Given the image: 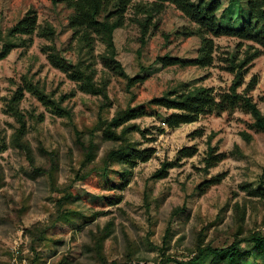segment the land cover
Returning a JSON list of instances; mask_svg holds the SVG:
<instances>
[{"label":"rangeland","instance_id":"obj_1","mask_svg":"<svg viewBox=\"0 0 264 264\" xmlns=\"http://www.w3.org/2000/svg\"><path fill=\"white\" fill-rule=\"evenodd\" d=\"M240 1L246 6V0ZM30 9L36 10L41 26L50 23L56 28L54 42L70 63L90 64L96 69V80L107 82L112 105L102 112L98 123L103 97L82 91L78 82L51 64L42 47L52 41L38 31L31 42L17 45L0 60V264H121L128 258L140 264H159L165 256L179 260L193 256L201 231L205 244L214 246H226L253 231L264 233V199L243 187L246 182L250 187H264V133L241 108L205 113L173 128L164 124L171 110L149 106L148 115L132 121L147 129V135L135 131L129 136L138 147L155 146V155L138 163L129 174L117 160L105 170L99 169L107 150L117 145L103 135L105 123L117 109L147 104L183 82L213 86L216 93L222 92L235 77L228 69L229 60L238 62L258 50L260 54L246 65L249 71L240 89L256 76L250 94L264 109V48L232 35H208L215 43L212 65L164 66L156 61L158 56L189 59L198 55L201 36L184 33L196 31L197 24L175 4L166 3L162 11L153 14L157 27L152 25L144 36L140 21L148 15L136 13L132 3L125 25L114 34L117 56L131 77L145 79L128 87L127 78L104 66L103 40L97 39L90 51L73 39L69 24L73 10L65 0H0V34ZM2 43L0 37V47ZM27 80L40 84L56 99L66 94L62 103L72 112V117L52 113L36 95L25 91L19 108L26 121L24 138L34 149L36 165L13 143L20 122L7 110L13 94ZM161 127L165 128L162 133ZM76 128L83 131L86 143L92 140L97 146L93 159L86 158ZM210 139L219 152L228 155L207 168ZM192 144L198 146L197 154L184 158L167 177H153L164 160L176 159L180 148ZM44 148L55 153L54 162ZM54 163L57 170L52 178L49 168ZM85 172L89 174L80 179ZM219 173H223L220 182L201 186ZM118 198L121 201L111 203ZM176 207L182 210L173 215ZM71 209L75 217L55 219L61 211ZM42 233L45 237L38 239ZM241 248L248 250L251 244L245 242Z\"/></svg>","mask_w":264,"mask_h":264},{"label":"trees","instance_id":"obj_2","mask_svg":"<svg viewBox=\"0 0 264 264\" xmlns=\"http://www.w3.org/2000/svg\"><path fill=\"white\" fill-rule=\"evenodd\" d=\"M135 0H65L68 7L73 12L69 18L70 27L73 30V39H77L82 46H86L91 51L94 49V44L97 39L105 42V52L102 54V62L109 71L116 75L123 76L128 80V87H131L145 79V76H130L122 62L118 58L117 46L115 43V31L118 27L125 25V14L133 3L135 12L147 13V18L140 21L143 27L144 36L151 30L153 24V14L162 11L166 3L175 4L185 15L197 24V30H191L184 33L199 34L202 38V45L199 53L194 58L184 59L179 56L165 54L158 56L156 61L164 66L180 65H198L206 67L214 62L215 43L211 36L232 35L244 39L254 41L259 46L264 48V0H246V6L240 0H147L146 5L134 3ZM236 11V12H235ZM235 12V13H234ZM38 33L48 38L52 43L44 44L43 52L48 56L51 64L62 71L68 77L79 83V88L82 91L100 95L103 97V103L100 106V116L98 123L102 121V112L112 105L110 99L107 82L96 80V69L91 65L82 63H70L60 52L54 42L56 28L47 23L43 26L39 23V17L36 10L30 9L22 16L14 25H12L5 34H0L3 43L0 47V60L6 58L14 47L28 41H32V35ZM211 35V36H208ZM23 36H28L24 38ZM142 42L146 43L145 37ZM258 51L247 55L243 60H229L230 66L228 69L235 74L234 80L229 87L222 92L216 93L213 86L206 85H188L181 83L178 87L166 91L160 96H155L147 102V104L119 108L114 116L105 123L103 135L106 140L114 141L117 145L109 148L102 158L103 165L100 170H105L112 160H117L124 164L125 174H129L138 163L150 160L156 153L155 146L138 147L130 139V134L135 131L141 132L144 136L147 135V129H142L141 126L132 122L133 120L148 115L147 107H163L171 110L165 117L164 124L168 127H179L183 123L196 121L202 114L216 112L221 114L224 111H232L241 108L250 113L254 119V126L264 133V109L258 102L254 100L250 91L254 89L257 77L254 76L246 84L242 90L240 87L245 82V74L249 71L246 65L260 54ZM25 91H30L52 112L59 116L72 117L70 108L63 105L62 101L66 99V94L60 99H56L53 94L33 80H27L26 83L20 86L8 103L7 110L16 115L20 127L13 135V143L25 152L28 159L36 165V157L31 143L24 138L26 121L24 114L19 108ZM75 93V92H72ZM2 98L0 94V99ZM0 107V112H1ZM165 131L164 127L159 128V132ZM78 143L83 147L86 158L93 159L96 155L97 146L90 140L86 143L83 139V131L76 128ZM203 132H200V135ZM245 136L250 139L248 134ZM156 140V138H151ZM212 140L208 142V151L205 156L206 167L210 168L217 165L220 161L227 157L226 152H219L216 146L212 145ZM2 147H5L3 144ZM44 151L50 155V161L54 162L53 151L44 148ZM199 148L196 144L185 145L178 150V157L172 160H164L160 168L154 174V178H165L169 175L171 168L180 165L181 161L186 157H192L197 154ZM86 159V160H87ZM40 169H45L41 166H36ZM57 165H52L49 168L50 176L54 178ZM89 173L85 172L80 179H84ZM262 182L264 185V171L262 174ZM223 178V173H219L202 182L201 186H211L220 182ZM245 189H248L249 194L257 195L264 199V187H250L249 183L243 184ZM121 198L112 201L118 203ZM236 208L241 210L239 204ZM61 208L59 207V210ZM182 210V207H176L172 214L177 215ZM239 223V228H243V214ZM71 210L61 211L60 218L71 219L75 217ZM203 232H199V238L195 246V254L186 260L165 256L159 264H264V233L261 231H253L244 236H237L235 240L226 246H214L212 243H206L203 239ZM42 233L38 239L44 238ZM36 239V238H35ZM251 244V248L243 250V243ZM121 264H140L135 263L133 259L128 258Z\"/></svg>","mask_w":264,"mask_h":264}]
</instances>
